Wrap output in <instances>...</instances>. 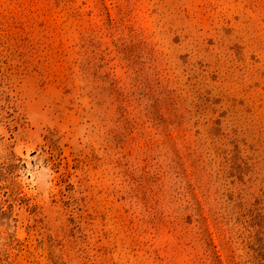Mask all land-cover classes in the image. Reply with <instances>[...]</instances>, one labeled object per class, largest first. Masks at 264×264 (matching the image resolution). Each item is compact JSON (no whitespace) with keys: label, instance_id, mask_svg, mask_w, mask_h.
Wrapping results in <instances>:
<instances>
[{"label":"rangeland","instance_id":"obj_1","mask_svg":"<svg viewBox=\"0 0 264 264\" xmlns=\"http://www.w3.org/2000/svg\"><path fill=\"white\" fill-rule=\"evenodd\" d=\"M0 264H264V0H0Z\"/></svg>","mask_w":264,"mask_h":264}]
</instances>
